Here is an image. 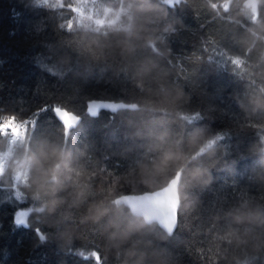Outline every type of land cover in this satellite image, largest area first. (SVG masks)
I'll return each instance as SVG.
<instances>
[{
  "label": "trees",
  "instance_id": "16d2710c",
  "mask_svg": "<svg viewBox=\"0 0 264 264\" xmlns=\"http://www.w3.org/2000/svg\"><path fill=\"white\" fill-rule=\"evenodd\" d=\"M93 1L92 15L120 3ZM152 2L167 14L159 26L170 22L175 27L174 33H160L166 43L156 47L165 55L140 48L119 63L152 55L167 73L162 86L182 95V104L164 115L123 108L92 116L87 113L90 100L140 102L158 85L149 79L139 87L131 72L114 74L107 66L111 60L92 63L82 51L87 34L67 28L69 16L79 23L78 15L53 11L36 0H0V117L35 121L27 140L10 141L8 148L44 139L65 145L73 167L87 177L88 201L95 202L154 190L139 182L136 169L155 155L153 143L161 133L167 131L182 143L196 131L224 134L212 182L193 190L195 210L182 214L173 235L164 243L156 241L155 247L166 250L170 264H226L221 257L243 258L250 252L215 239L230 221L227 214L243 206L264 212V39L249 31L264 36V8L253 22L240 15L235 0L219 16L208 10L207 0H182L174 6ZM57 106L79 117L67 139L53 110ZM22 183L17 177L0 181V264H95L85 258L91 249L101 253L104 264H121L122 256L106 246L103 223L80 224L88 202L80 210L70 209L69 221H52L38 213V202ZM20 211L28 212L24 221L17 220ZM37 228L45 239L39 238ZM157 231L162 229L158 226ZM69 233L78 237L71 245L66 243ZM262 261L264 252L256 264Z\"/></svg>",
  "mask_w": 264,
  "mask_h": 264
},
{
  "label": "clouds",
  "instance_id": "9594fccd",
  "mask_svg": "<svg viewBox=\"0 0 264 264\" xmlns=\"http://www.w3.org/2000/svg\"><path fill=\"white\" fill-rule=\"evenodd\" d=\"M36 2L53 11L61 9L78 15L79 23L72 22L69 16L67 28L87 34L82 51L92 63L106 64L111 60L112 63H107V66L112 68L114 74L129 71L133 82L139 87H143L149 79L158 85L149 89L148 96L140 102L122 103V108L127 112L164 115L182 104V95L162 86L167 73L152 55L123 66L119 63L120 60L133 57L140 48L151 50L157 57L165 55L164 51L156 47L166 43L160 33H174L175 27L170 22L159 26L160 21L167 16L160 5L152 0H120L116 7L106 5L98 14L89 15L86 0H72L71 3L68 0ZM235 3L240 15L258 22L264 0H235ZM233 5L234 0H207L208 10L217 16L230 11ZM60 27L63 29L64 25ZM249 31L254 38L264 39L254 30ZM170 51L166 49V52ZM90 115L96 116L97 113ZM15 117H0V149H3L0 151V181L18 176L23 181L21 187L38 202V213L52 221H69V210H80L88 202L80 216V224L103 223L106 246H110L109 251L114 249L118 256H122L121 264H170L166 250L157 249L155 242H166L179 225L181 215L195 210L197 201L193 190L212 182L211 169L219 163L217 145L224 134L204 135L196 131L189 135L186 143H182L165 131L155 138L152 147L155 155L138 164L136 175L142 185L159 192L165 189L169 192L171 202L167 215L171 224L165 226L159 225L156 218L146 217L132 207L125 211L126 202L120 198L89 202L90 185L87 177L73 167L72 152L61 143L44 139L34 144L23 143L19 148L9 150L10 141L27 140L26 129L14 122ZM125 119L132 123L128 117ZM60 121L64 137L67 138L70 128L76 126L79 117L76 116L71 127ZM261 144H264V139ZM260 151L264 152V147ZM227 215L230 221L215 239L242 252L250 249V252L243 258H221L226 260V264H256L264 252V212L259 208L243 206ZM158 226L162 232L157 231ZM37 235L41 240L45 239L39 228ZM76 238L75 234L69 233L66 243L71 245ZM91 253L85 258L93 260L95 264H104L100 252L91 249Z\"/></svg>",
  "mask_w": 264,
  "mask_h": 264
},
{
  "label": "water",
  "instance_id": "95a60500",
  "mask_svg": "<svg viewBox=\"0 0 264 264\" xmlns=\"http://www.w3.org/2000/svg\"><path fill=\"white\" fill-rule=\"evenodd\" d=\"M161 1L168 4V5L174 6L175 3L180 4V2L182 0H161ZM90 101L112 102V103H116L118 105H121L122 103L128 104L124 101L101 100V99H93ZM88 107H89V102H88V106H87V113L90 114L88 111ZM120 109H123V108L118 107L115 110H112L110 108L99 109L97 111V115L102 110H111V111L115 112V111H118ZM71 129L72 128H70V131H71ZM69 134H70V132H69ZM157 192H159V191H156L154 189V190H148V191H142V192L124 193V194L118 196L117 198L123 199L126 202L127 207L134 208L136 211L142 213L144 216L156 218L159 221V225L168 226L171 224V220H170L169 216L167 215V210L170 208V204L166 203L163 206L157 207L151 203L152 199L154 198V196ZM133 205H135V207ZM17 220L19 221V218H17ZM176 228H177V226H176Z\"/></svg>",
  "mask_w": 264,
  "mask_h": 264
},
{
  "label": "snow or ice",
  "instance_id": "6c2138e0",
  "mask_svg": "<svg viewBox=\"0 0 264 264\" xmlns=\"http://www.w3.org/2000/svg\"><path fill=\"white\" fill-rule=\"evenodd\" d=\"M118 107H123V105H118L116 103L112 102H100V101H90L88 111L89 113H97L99 109H107L110 108L112 110H115ZM54 112L56 113L57 117L64 122V124L68 127H71L73 123H75L76 115L71 112L70 110L57 106L54 109ZM14 122L18 123L19 126L26 129L25 132V138L28 137V129H34L35 127V121L29 120V121H20L17 119V117L13 118ZM143 202V201H142ZM170 195L167 189L164 191L157 192L152 199L151 203L157 207L163 206L164 204H170ZM135 207V205H133Z\"/></svg>",
  "mask_w": 264,
  "mask_h": 264
},
{
  "label": "rangeland",
  "instance_id": "374dc122",
  "mask_svg": "<svg viewBox=\"0 0 264 264\" xmlns=\"http://www.w3.org/2000/svg\"><path fill=\"white\" fill-rule=\"evenodd\" d=\"M86 7L89 8L90 14L92 15L94 13L93 11L95 10V8H94V1L93 0H86ZM19 142H21V141H19ZM19 142H17V143H19ZM12 143H15V142H12ZM17 178L19 180H21L18 176H17ZM27 214H28L27 211H20V212H18L17 217L19 218V220L24 221L26 219Z\"/></svg>",
  "mask_w": 264,
  "mask_h": 264
}]
</instances>
